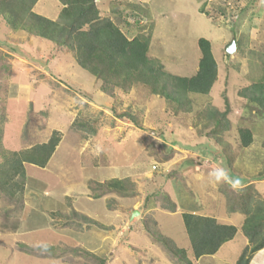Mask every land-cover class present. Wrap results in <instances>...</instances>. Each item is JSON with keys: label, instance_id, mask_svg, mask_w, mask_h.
Returning <instances> with one entry per match:
<instances>
[{"label": "rangeland", "instance_id": "rangeland-1", "mask_svg": "<svg viewBox=\"0 0 264 264\" xmlns=\"http://www.w3.org/2000/svg\"><path fill=\"white\" fill-rule=\"evenodd\" d=\"M104 1L107 0L101 2V7L107 5ZM123 1H127L126 4H139L148 12L144 25L135 24V19L128 17L132 23L130 28L136 29V34L151 33L149 55L162 63L166 71L182 76L192 75L201 55L198 40L206 38L211 41L218 62V80L209 95H190V113H177L173 103L164 97L153 95L143 85L134 86L129 90L116 88L113 92H105L103 82L79 66L73 53L67 48H63L67 52L66 56L61 55L57 61L49 63L50 46L49 53L40 52L37 55L39 51L32 46L33 40L36 39H32L30 34L22 30H11L0 18L2 144H7L4 135L8 129L15 135L12 136L13 140H9L12 147H15L16 139L20 140L22 147H26L44 141L53 131L58 130L62 135V144L51 169L55 170V165L60 163L64 165L65 175H59L60 190L63 187L68 189L71 181L78 184L81 179L79 165L72 159L75 154L72 149L74 146L76 152L80 150L81 162L91 164L93 159L97 167H100L93 170L96 179L104 182L113 178L130 177L137 185V193L134 196L125 199L119 194L111 193L104 197L105 201L97 204L102 221L100 222L106 223L107 226L116 215L124 216V223L115 225L114 220V225L110 226H114L116 234L104 232L105 235L102 236L98 232L105 229L95 223L75 219L71 210L63 211L65 215L72 217L71 222L80 223L82 227L65 225L62 222L66 221V218H62L53 222L55 228H71L77 229L76 231L87 228L88 235L85 237L91 241L82 242L72 238L65 240L61 235V239L50 237L48 240H51L50 244L55 246V250L38 254L33 252L31 257H15L17 250L23 253L22 244L16 243V250L10 240L0 237L4 241L3 244L8 243L6 246L9 249L0 251V264H99L97 259L86 255L82 247L101 244L100 241L95 242L99 236L103 238L102 243L109 246L101 252L106 255V264H181L146 229V221H150V224H154L156 229L170 238L177 247L190 249L182 217V213L187 209L176 206L175 211L165 210L162 206L169 203L164 196L169 194L177 205L180 203L183 206L185 204L181 203L192 200L198 207L209 206L220 196V206L223 208L226 203L222 190L229 194L234 190L235 194L237 192L228 183H213L209 176L212 169L223 167L233 179L242 178L238 172L247 173L257 179L264 178V174L259 175L260 172L264 173V117L258 109L246 103L240 94L246 86L264 76V48L247 49L251 39H246L247 29L242 27L244 20H249L246 14H252L250 3L257 4L258 0ZM116 6L123 12L129 10L120 4ZM62 7L59 0H42L36 7L38 11H35L53 17ZM234 9L241 10L238 18H233ZM256 13L259 14V11ZM258 18L261 16L258 15ZM117 20L121 22L120 16ZM121 26L132 38L127 24L123 22ZM262 35L264 36V31ZM232 38L239 40L236 52L230 55L226 53L225 45ZM10 44L17 49H12ZM42 48L43 46L38 47L41 50ZM55 48L58 49L54 46L52 54L56 52ZM39 56L42 59L38 58ZM67 58L74 61L75 68L69 65ZM254 62L257 64H253ZM63 64L69 66V70L65 68L62 71L64 73L60 74L74 70V79L68 81L59 76L58 69L64 66ZM206 108L220 112L228 110L230 129L222 135L221 145L214 139L216 121L200 118L201 112ZM125 111L135 114L137 123L121 118ZM241 127H249L254 131V141L249 147L241 146L238 136ZM15 140L16 143L13 142ZM72 153L73 155H70ZM29 170L33 172V169ZM70 173L73 176H70ZM48 178L50 181L56 180V177L51 175ZM173 183L180 188H175ZM77 184L74 191H77L80 185ZM259 189H264V183ZM29 190H26L28 196L24 194V205L27 203L26 199L31 198L34 193ZM186 193L195 199H188ZM39 196L43 200V195ZM106 198L110 199L106 201ZM80 203L81 206L85 205L84 200ZM14 205L0 198V231L13 230V225L22 215L18 211L6 214V209H11ZM107 207L114 211L111 217H108ZM135 207L142 213L132 218L133 212L130 209ZM199 211H202V208ZM151 214L153 220L148 217ZM127 216L132 218L131 222ZM240 238L237 239L238 243ZM37 242L41 243L42 240ZM40 246L43 245L39 244L36 248ZM77 248L82 251H75ZM128 251L133 252V256H128ZM189 255L194 264H218L211 257L205 256L198 262L192 257V252H189Z\"/></svg>", "mask_w": 264, "mask_h": 264}, {"label": "trees", "instance_id": "trees-1", "mask_svg": "<svg viewBox=\"0 0 264 264\" xmlns=\"http://www.w3.org/2000/svg\"><path fill=\"white\" fill-rule=\"evenodd\" d=\"M38 1L0 0V18L13 31L22 30L37 39L53 43L59 49H69L79 66L103 82L102 87L105 92H113L116 88L129 90L134 86L143 85L153 95L164 97L173 103L175 112L190 113L192 111L190 95H209L218 80V62L214 56L211 41L206 38L198 40L201 50L199 68L191 76L171 74L164 69L162 63L150 57L151 33L139 32L130 38L123 31L121 23L131 25L128 17H133L137 22L135 24L141 25L140 21L148 16L146 15L148 12L139 4L127 3L131 4L128 6L127 1L112 0L114 3L111 1L113 3L111 11L114 16L110 17L102 15L96 0H59L63 7L59 16L52 19L35 11ZM118 4L126 6L129 10L126 9L124 12L119 10L116 6ZM202 12H204L203 9ZM118 16L121 22L117 20ZM10 47L17 49L11 44ZM240 94L247 101L246 103L258 109L264 117V76L250 86H246ZM227 111L220 112L206 108L201 112L200 118L216 121L213 133L216 137L214 139L220 145L223 143L222 135L230 129ZM121 118L137 123L135 114L128 111L122 113ZM12 136L15 135H12L10 129L5 131L6 146L0 139V198L15 204L13 208L6 209L7 215L12 211H18L21 214V210L25 207L26 163L45 167L62 140L61 133L55 130L45 142L25 149H18V147L16 149L9 141L13 140ZM238 136L244 148L249 147L254 141V131L249 127L239 128ZM262 146L264 148V141ZM232 165V159H230V166ZM263 174L260 172L259 175ZM92 184V195L95 198L110 193H117L123 197L134 196L137 193V185L130 177L113 178L104 182L92 181ZM236 192L235 194L234 190L232 194H229L222 190L228 208L246 215L242 229L249 239V244L243 249L236 264H249L253 255L264 248V197L253 184L238 188ZM164 198L169 204L163 205L162 208L175 211L177 202L169 194ZM71 212L75 219L95 223L105 230L112 229L75 208H72ZM50 216L56 219L55 221L66 218V221L62 222L65 225L82 227L80 223L71 222L72 217L65 215L63 211L50 212ZM148 217L153 220L152 214ZM182 217L189 237L190 249L177 247L170 238L162 235L154 224L146 221L149 234L171 252L181 264H194L189 252H192L194 259L215 254L224 243L232 240L238 231L235 225L219 222L211 216L183 212ZM18 224L19 217L12 229L15 230ZM55 249L48 244L39 248L22 244V251L28 254L48 253ZM75 251L82 250L77 248ZM83 251L86 255L97 259L99 264H106V257H99L86 249Z\"/></svg>", "mask_w": 264, "mask_h": 264}, {"label": "crops", "instance_id": "crops-1", "mask_svg": "<svg viewBox=\"0 0 264 264\" xmlns=\"http://www.w3.org/2000/svg\"><path fill=\"white\" fill-rule=\"evenodd\" d=\"M102 1L103 0H97V4L102 11L101 12L102 15L103 16H110V17L114 16V14L111 11L112 10L111 9V6H112L111 1L112 0L104 1V4L107 3V5L104 7L100 6ZM262 1L263 0H258L257 4H256V2L250 3L251 4L250 5V7H251L250 12H252V14H254V15L252 16L251 13L246 14L249 17V20H247V22H245V20H244V22L242 23V27H246V29H247L245 32V35H247L246 39H248V40L251 39V41L249 40L250 45L249 44L247 45V49H250V50H255V49L260 48V47L264 48V36L262 35V33L264 31V17H263L264 16V5H263ZM41 2H42V0H39L37 3V6ZM37 6H35L36 11H38V9H36ZM246 7H248V6H246ZM60 11H61V9H59V11L53 17L50 15H47V16L48 17L50 16V18H52V19H56L59 16ZM258 11H259V14L256 13ZM107 12L110 13V15ZM258 15H260L261 18H258ZM127 26L129 28L131 27V25H128V24H127ZM22 32L26 33L25 31H22ZM128 32H129V34H131L132 37H134L136 35V33H135L136 29L134 30V28L128 29ZM259 36H261V37H259ZM32 39H36V40H33L34 42H33L32 46L35 47V50L39 51L37 53V55H39L40 52H42L44 54L49 53V48L51 49V51L54 50V49H52L55 46L53 43L46 42V40L37 39L33 36H32ZM236 40L238 41L239 39H236ZM40 46H43L42 50L38 49V47H40ZM48 46H50V47L48 48ZM55 49H56V52L53 53L55 56L51 53V51L49 53V54H51V61L49 63H54L55 61H57L61 57V55H65V56L67 55V52L64 51L63 49H59V48L58 49L55 48ZM42 53H41V55H42ZM200 57H201V55L199 56V60H200ZM38 58H40V56ZM40 59H42V58H40ZM67 61L70 62L69 65H71L75 68V66L73 65L74 61L72 62L68 58H67ZM253 64H257V62H254ZM63 65L64 66H62L60 69H58L59 76L63 80L69 81V80L74 79V76L76 75L74 70L73 71H67V73H65V74H60V73H64L62 71L65 68H66V70H69L68 69L69 66L67 67L65 64H63ZM194 68L195 69H193V72H194L193 74H195L198 71L199 61H198V65H196V67H194ZM59 70H61V71H59ZM188 76H191V75H188ZM48 139L49 138H47L41 142L38 141L34 144L45 142ZM16 140H17V143L15 141L16 144H14L16 149H17V147H18V149H25V148H29V147L34 145V144H31L29 146L22 147L20 140L19 139H16ZM74 143H76V142H74ZM61 144H62V140L59 143V145L57 146L53 156L51 157V159L49 160L48 164L45 167H40L38 165L30 164V163H26V165H25L26 166V172H27L26 190L30 189L29 192H34V193H32L31 198L29 197L26 199L27 203H25V207L23 208V213H21L22 215L19 217L18 227L15 230L13 229L10 231H7V230L0 231V237H3L7 240H10V243H12L14 248L16 247V250H17V245H18L16 243L26 244V245H29L32 247H34V246L37 247V245H39V244H42V245L48 244L50 246L55 247L53 244H50L51 240H48L50 237H52V238L56 237V239L57 238L61 239V236H62L63 238H65V240L67 238L68 239L72 238V239H75L76 241H77V239L81 240L82 242L83 241H86V242L91 241L90 238L88 239L85 237L86 235H88L87 228H85V230L83 229L80 231H76L77 229H71V228H63V229L55 228V226L53 224L55 219L50 216V212H56V211H64L65 212V211L72 210V208H75L77 211L83 212L87 216H89L93 219H97V221H99V222L101 221L100 214L98 213L99 210H97V207H99V205H97V204L101 203V201H105L104 197L106 195H111V193L106 194L100 198H95L92 195L93 193H92V189H91V185H90L91 182L92 181L103 182L101 179L100 180L96 179L95 175L93 174L94 173L93 170L96 168H100V167H97L98 165L96 162H93V159H92L91 164H89L88 162H87V164H84V162H81L80 150L79 151L77 150V152H76V149L74 146V148H72V149H73L75 154L72 157V159H73V161L76 162V164L78 163V165H79L80 172H81V179L78 181V184L71 181L69 183L68 189H64V187H63L60 190L58 182L61 180L59 179V175H65L63 173V170L65 169L64 165H63V163H60L58 166L55 165V167H57L55 170H52L51 167L53 164H55L56 157L58 156V150L61 148L60 147ZM79 145H81V143H79ZM70 155H73V153ZM62 167H63V169H62ZM29 169H33V172H30ZM238 173L240 174V177L245 178V179H242V178L239 179L242 182V183H240L239 188H244L248 185L253 184L255 186V188L260 192V194L262 196H264V189L263 190L259 189V186L264 183L263 182L264 178H258L257 179V178H255V176L252 177L250 175H247V173L246 174H242L240 172H238ZM49 175L56 177L55 182L53 180L50 181V179L48 178ZM70 176H73L72 173H70ZM229 177L232 178L231 176H229ZM71 179H72V177H71ZM234 179H238V178L235 177ZM76 184L77 185L80 184V185L77 188V191H74ZM173 186L175 188L176 187L180 188L179 185H177L175 183H173ZM26 190H25V196H28V194L26 193ZM36 194H39V195L42 194L43 200H42L41 196L36 195ZM33 195H34V197H33ZM185 195L188 199L189 198L195 199L189 193H186ZM112 197H114V196H110V198H112ZM125 197H128V196H124V198ZM110 198H106V201H107V199H110ZM68 200H70L69 204H68ZM83 200L85 202V205L81 206L80 202H82ZM219 200H220V196L216 197V201H214L213 204H210L209 206L205 205L206 207L203 205L198 207L197 204L195 202H193L192 200H190L189 202L181 203V204H185L184 206L180 205V203H178L177 206L179 208H183V209L186 207L185 208V209H187V210H185L186 212L199 214V215H205V216H211V217L216 218L219 222L235 225L238 229L235 237L232 240L224 243L221 246V248L215 254L206 255V257H211L214 261H217L218 264H221V263H223V264H236V262H237L238 258L240 257L243 249L249 244V239L245 235V233L242 229L246 215L240 211H231L226 204H223V208H222L220 206L221 203ZM224 202L226 203V201H224ZM30 203L32 204L31 206H30ZM67 204H68V207L66 206ZM186 204H188V205H186ZM207 207H208V209H207ZM200 208H202V211H199ZM130 210L133 212L134 210H136V207L133 209H130ZM107 212H108V217L109 216L111 217L114 211H111L107 207ZM111 219H113V218H111ZM114 220H115V223H114L115 225L125 222L124 216L120 217V216L116 215L114 217V219L110 221L108 226L114 225L113 224ZM128 220L131 222L132 218L131 219L129 218ZM128 220H127V222H129ZM103 224H104V222H103ZM92 230H93V228H92ZM100 231L98 233H100V235H102V236L105 235L104 232H107V233L113 232L114 234L117 233L116 231H114V226L112 227V229L102 230L101 232ZM238 238H240L239 243L237 242ZM39 239L42 240L41 243L37 242V241H39ZM45 239H47V240H45ZM97 241H100L101 244H97L94 246H92V245H85L84 246L82 244L83 245L82 247H84V249L88 250L89 252H91V253L99 256V257L104 258L106 256V255L104 256L105 253H101V252H103L104 249H107V247H109V246H106L105 244L102 243L104 241H103V238H101V236H99L98 239H95V242H97ZM3 242H4L3 239L0 238V251H2V250L4 251V249L9 250L8 247L6 246L8 243L3 244ZM13 250L14 249H12V251ZM131 253H133V252L128 251V256H130V257L133 256ZM14 254H15V257H17V256L31 257L32 256L26 252H23V253L21 251L18 252V250ZM203 258H205V256H202V257L195 259V260L200 262L201 259H203ZM249 264H264V248L257 251L253 255Z\"/></svg>", "mask_w": 264, "mask_h": 264}, {"label": "clouds", "instance_id": "clouds-1", "mask_svg": "<svg viewBox=\"0 0 264 264\" xmlns=\"http://www.w3.org/2000/svg\"><path fill=\"white\" fill-rule=\"evenodd\" d=\"M139 1H141V0H139ZM96 2H97V0H96ZM262 3L264 5V0L262 1ZM240 13H241L240 9L239 10L234 9V11H233L234 17L233 18H236V17L238 18ZM145 20H146V18H143L141 20V23L144 24ZM236 42H237V40H236ZM98 150L99 149H97V151ZM209 176H210L213 183H217V184L218 183H228L233 189H238L240 187V180L230 178L227 170L223 167H216V168L212 169L209 172Z\"/></svg>", "mask_w": 264, "mask_h": 264}, {"label": "water", "instance_id": "water-1", "mask_svg": "<svg viewBox=\"0 0 264 264\" xmlns=\"http://www.w3.org/2000/svg\"><path fill=\"white\" fill-rule=\"evenodd\" d=\"M236 50H237V42L236 39L233 38L225 45V51L227 54L232 55L236 52ZM140 213L141 212L139 210H134V212L132 213V218L139 215Z\"/></svg>", "mask_w": 264, "mask_h": 264}]
</instances>
